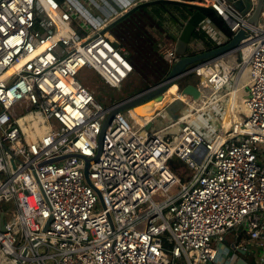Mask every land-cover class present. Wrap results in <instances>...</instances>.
Masks as SVG:
<instances>
[{"label": "built area", "instance_id": "obj_1", "mask_svg": "<svg viewBox=\"0 0 264 264\" xmlns=\"http://www.w3.org/2000/svg\"><path fill=\"white\" fill-rule=\"evenodd\" d=\"M138 1L0 0V252L9 264H234L238 250L264 264V7L249 25L251 9L199 0L230 34L245 27L240 59L203 65L211 94L181 114L195 120L146 129L117 112L97 155L109 106L77 76L87 68L117 88L133 72L103 30ZM162 55L169 69L178 58L175 46ZM240 80L241 130L209 138L193 122ZM230 233V250L221 248Z\"/></svg>", "mask_w": 264, "mask_h": 264}, {"label": "water", "instance_id": "obj_2", "mask_svg": "<svg viewBox=\"0 0 264 264\" xmlns=\"http://www.w3.org/2000/svg\"><path fill=\"white\" fill-rule=\"evenodd\" d=\"M227 1L230 2L241 13H246L250 9L252 10L251 15L247 18V24L256 25L258 22L261 21V12L264 7V0ZM157 3L174 4L192 10V13L185 20L182 29L175 41V53L178 58L174 62L172 67L168 70L164 78L161 79L159 82L154 83L153 85H150L147 88L109 106L108 114L103 123L101 133L98 137L97 155L100 153L103 132L106 127L111 123L114 114H116L117 112H125L129 109L136 111L145 104L161 100L165 90L170 87L174 82L182 80L186 75L191 74L192 72H194V70L198 68H202L203 65H205L208 61L214 58L225 54L233 53L237 49L239 42L246 36L244 31L245 27H243L237 32L229 34V36H227L224 42L217 44L215 47L205 49L203 51L196 52L193 54H189L188 44L190 38L192 36L193 31L198 27L200 22L203 21L205 18H219V16L215 13L213 9L207 6L200 5L199 0H141L134 4L133 7L125 11L118 18L113 20L106 28H104L103 32H106L111 29L118 21H120L122 18H124L136 8L142 6H149ZM112 43L116 47L120 46L117 41H114ZM193 90L194 89L192 88V86H188L185 84L182 87V85H179V91H181L185 95H190ZM164 109L165 112H167L172 119H177L178 116L183 113L185 109L189 108L184 101L180 99H174L172 100V102L166 104ZM153 127L154 121L148 122V124L145 126L146 129H151ZM96 157L94 159H96ZM84 161L85 165L83 168V173L86 181L90 184L88 178V168L90 160L89 158H84ZM175 161L176 157H171L168 162V166L176 172L177 168L175 167ZM96 192L100 198L99 192L97 190ZM47 224L48 221L45 224L44 229H46ZM0 230H4V226L2 224H0ZM233 248L234 246L231 245V249ZM238 253L240 255L238 256L234 264H247V261L244 258V250H238Z\"/></svg>", "mask_w": 264, "mask_h": 264}, {"label": "rangeland", "instance_id": "obj_3", "mask_svg": "<svg viewBox=\"0 0 264 264\" xmlns=\"http://www.w3.org/2000/svg\"><path fill=\"white\" fill-rule=\"evenodd\" d=\"M170 24L171 23H165L162 25L163 27L161 30H162V35H163L164 39L162 40L161 45H159V47H158V54L162 55V51L164 49H167L168 47H172L175 45V42H172L173 40L167 36V34H169L168 33L169 29L168 30L165 29V27H167V28L170 27ZM114 31H115L114 28H111L108 31H106V35L108 36V38L110 39L111 42L117 41V36L114 33ZM201 48H199L195 51H197V52L203 51L204 49H201ZM142 52H146V51L142 50ZM162 57H163V55H162ZM232 57L234 58V60L238 61L240 59V53H234L232 56L228 57L227 59H231ZM139 62H142V61H139ZM143 63L145 64V65L142 64L143 67H141V65L140 66L135 65L133 67V72L117 88H112V87L107 86L98 74L94 73L93 71H91L90 69H87V68H83L79 72L77 77H78V80L83 82V84L89 89V91H91V93L94 95L95 99L98 102H100L103 106H110V105H112V104H114V103H116V102H118V101H120L126 97H129V96L145 89L146 87H148L150 85H153L154 83H157V81L159 80V77H160L158 72H157L160 69L159 65L156 64L157 61H152V62L151 61L150 62L143 61ZM183 81L185 82V84L190 83V84H194V85H197L198 87H200V85L202 83L201 82L202 77L200 75H198L197 73L193 72L190 75H188ZM183 81H182V83H183ZM185 84L183 83L182 87ZM242 85H243V83H242ZM239 86H240V83H239ZM236 96H237L236 107H235L236 111H233V106H231L232 110L230 109V104H229L230 97L228 96L227 98L223 99L221 102L217 103L216 105L214 104V105L209 106L206 110H204L202 113H200L199 119L193 122L194 125L196 127H198V129L200 131H203L204 133H206V136H208L209 138H212L214 135H216L218 133L220 124L222 122L223 113L225 110H227L226 112H228L227 120L229 122H231V120H232V117L230 116L231 112H232L233 116L235 113L238 120H240V116H241L240 112L243 108L242 107V101H241L242 92H241L240 88H239L238 94ZM222 98L223 97L220 96V99L217 98V101L221 100ZM202 108H204V107H202ZM186 110H188V109H185L184 111L186 112ZM230 110H231V112H230ZM187 114H185V115H187ZM243 114H244V112L242 113V115ZM180 115L178 116V118L182 117V115L181 116ZM171 120L175 121L176 119H172L169 116V114L167 112H165V109L163 108V114L159 115V117L156 118V120L154 121V127L153 128L161 127L166 122H169ZM176 173H177V175H179V168L176 170ZM0 210L7 211L8 206L7 205H1ZM233 235H234V233L228 234L225 237L224 241L221 243L222 246H220V247L222 248L223 244H224L225 247H227L229 249L230 244L234 239ZM216 246H217V244H216ZM237 254H239V253L237 252ZM244 257L247 261V264H256L255 259L253 257H251L250 255L245 254ZM9 263H10V258L5 256L2 252H0V264H9Z\"/></svg>", "mask_w": 264, "mask_h": 264}, {"label": "trees", "instance_id": "obj_4", "mask_svg": "<svg viewBox=\"0 0 264 264\" xmlns=\"http://www.w3.org/2000/svg\"><path fill=\"white\" fill-rule=\"evenodd\" d=\"M191 13L192 10L186 7L157 3L136 8L118 21L112 28L115 29L114 33L117 36V42L120 44L119 47L124 50L126 58L131 62L133 67L135 65H141V67H143V61H157L156 64L160 67L159 71H157L160 76L157 81L159 82L169 70L167 62L163 59L161 54H158V47L164 39L161 30L163 27V15L168 14L173 22L182 20L184 22ZM179 18H181V20H179ZM211 19L222 33L229 36L230 33L227 25L222 18L212 17ZM183 24L184 23L181 25L183 26ZM167 36L172 39L173 42L176 41L174 36L170 34H167ZM198 41L206 45L205 49L213 48L217 45L213 41L208 40L206 34L202 30L195 29L189 42L193 44ZM142 50L146 52H142ZM188 52L189 54H193L197 51H189L188 48Z\"/></svg>", "mask_w": 264, "mask_h": 264}, {"label": "bare ground", "instance_id": "obj_5", "mask_svg": "<svg viewBox=\"0 0 264 264\" xmlns=\"http://www.w3.org/2000/svg\"><path fill=\"white\" fill-rule=\"evenodd\" d=\"M58 32H61V30L58 29ZM232 55H233V53L232 54L229 53V57ZM228 60H229V63L228 64L224 63V64L226 65L227 68H230L231 63H233L234 60L233 59H228ZM194 72L197 73L198 75H200L201 73L205 74V70H203L202 68H198V69L194 70ZM187 76L188 75H186L182 80L176 81L170 87H168L165 90V92L163 93L161 100L153 101V102H150L148 104H145V105L141 106L139 109H137L136 111H134L132 109L126 110V116L133 122L134 125H141V124H144L145 122H147V123L151 122L150 120H152L153 115L155 113H158V112H163L162 109L165 108V104L172 102V100H174V99H180L184 102H188V103L194 105L197 109L201 108V106H203L206 103V101L208 100V97L210 96L209 94H211V92H209L206 88H204V85L202 83H201L200 87H198L197 85L189 83L186 85L192 86V88L195 91L193 90V92L190 93V95L183 94L181 91H179V85H180V82H182ZM236 89L237 88L235 86L233 88V90L231 91V93H229L230 98H231L232 94L236 92ZM237 94H238V92H237ZM233 110L235 111L234 106H233ZM190 114L191 113L184 115L182 120H184V121L188 120V117H189L188 115H190ZM231 117H232L231 122H229V121L226 122V123H228V125H226V126L221 125L219 127V132H218L219 137L225 138L230 133H232L234 131L238 132L241 130L240 124H239L241 121V117H240V120H238L235 113H234V116L232 114ZM178 119H176L175 121H171L169 124H167V127L171 126V124L175 123ZM174 186H176V185H174ZM175 190H176V187H172L171 192H173Z\"/></svg>", "mask_w": 264, "mask_h": 264}, {"label": "crops", "instance_id": "obj_6", "mask_svg": "<svg viewBox=\"0 0 264 264\" xmlns=\"http://www.w3.org/2000/svg\"><path fill=\"white\" fill-rule=\"evenodd\" d=\"M163 24H165V23H171L170 24V27H165V29L166 30H168V33L170 34V35H172V36H174V38L175 39H177V37H178V35H179V33H180V31H181V29H182V23H184L185 22V20H184V22H183V20L182 21H179V22H173L172 20H171V18H170V16L168 15V14H164L163 15ZM179 20H181V18H179ZM196 29H200V30H202L205 34H206V36H207V39L208 40H211V41H213L215 44H220V43H222V42H224L225 40H226V36H225V34L224 33H222L219 29H218V27L213 23V21H212V19L211 18H205L203 21H201L200 22V24L198 25V27L196 28ZM173 42V41H172ZM202 47V48H201ZM188 48H189V51H195V50H197V49H199V48H201V49H204L205 50V48H206V45L204 44V43H202L201 41H198V42H196V43H194V44H192L191 42H189V44H188ZM231 59H233L234 60V58L232 57ZM244 80V79H243ZM242 80V82H244ZM239 83H240V86H239ZM236 92L235 93H233L232 94V96H231V98H230V102H229V104H230V109L232 110V105L234 106V109H235V111H236V98H237V92H238V90H239V88H240V90H242V83H241V80L240 81H238L237 82V84H236ZM242 101V100H241ZM166 104H168V103H166ZM165 104V105H166ZM202 107H204V105L203 106H201V108ZM161 108V107H160ZM163 110V109H162ZM231 110H230V112H231ZM227 110H225L224 111V113H223V117H222V122H221V124H220V126L221 125H223V126H226V125H228V123H226V122H228V120H227V118H228V112H226ZM234 111V110H233ZM162 114H163V112H162ZM161 114V115H162ZM185 115V114H184ZM184 115H182V116H184ZM231 115H232V112H231ZM230 115V116H231ZM154 116V115H153ZM189 117H188V120H186V121H192V120H195V118L197 117L196 116V114H190V115H188ZM181 117H179V119H180ZM183 118V117H182ZM187 118V117H186ZM224 119V120H223ZM171 121H174V120H171ZM171 121H169V122H166L165 124H164V126L165 125H167V124H169ZM245 256V255H244Z\"/></svg>", "mask_w": 264, "mask_h": 264}, {"label": "flooded vegetation", "instance_id": "obj_7", "mask_svg": "<svg viewBox=\"0 0 264 264\" xmlns=\"http://www.w3.org/2000/svg\"><path fill=\"white\" fill-rule=\"evenodd\" d=\"M146 88H147V87H146ZM179 171H180V169H179ZM180 174H181V172H180ZM180 174H179V175H180Z\"/></svg>", "mask_w": 264, "mask_h": 264}, {"label": "clouds", "instance_id": "obj_8", "mask_svg": "<svg viewBox=\"0 0 264 264\" xmlns=\"http://www.w3.org/2000/svg\"><path fill=\"white\" fill-rule=\"evenodd\" d=\"M175 46V45H174Z\"/></svg>", "mask_w": 264, "mask_h": 264}]
</instances>
